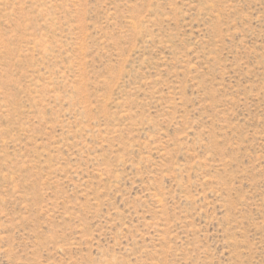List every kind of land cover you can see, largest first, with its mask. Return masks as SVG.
Returning <instances> with one entry per match:
<instances>
[{
  "label": "rangeland",
  "instance_id": "374dc122",
  "mask_svg": "<svg viewBox=\"0 0 264 264\" xmlns=\"http://www.w3.org/2000/svg\"><path fill=\"white\" fill-rule=\"evenodd\" d=\"M0 264H264V0H0Z\"/></svg>",
  "mask_w": 264,
  "mask_h": 264
}]
</instances>
